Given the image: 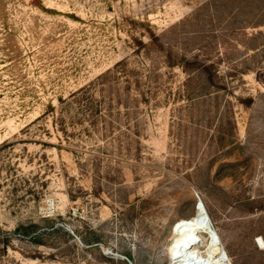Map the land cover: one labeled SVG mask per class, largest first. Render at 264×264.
<instances>
[{"label":"rangeland","instance_id":"rangeland-1","mask_svg":"<svg viewBox=\"0 0 264 264\" xmlns=\"http://www.w3.org/2000/svg\"><path fill=\"white\" fill-rule=\"evenodd\" d=\"M189 224L264 264V0H0V264H177Z\"/></svg>","mask_w":264,"mask_h":264},{"label":"bare ground","instance_id":"bare-ground-1","mask_svg":"<svg viewBox=\"0 0 264 264\" xmlns=\"http://www.w3.org/2000/svg\"><path fill=\"white\" fill-rule=\"evenodd\" d=\"M183 228V227H181ZM177 233L170 248L171 261L177 264H227L225 256L218 255V252L213 251L210 256L203 255L201 246L205 245V240L202 239V232L198 226L186 225L184 230ZM211 238V237H210ZM211 249V248H210ZM221 254V253H220Z\"/></svg>","mask_w":264,"mask_h":264},{"label":"trees","instance_id":"trees-1","mask_svg":"<svg viewBox=\"0 0 264 264\" xmlns=\"http://www.w3.org/2000/svg\"><path fill=\"white\" fill-rule=\"evenodd\" d=\"M121 66V64H117L115 66V70H108L107 72H105L104 74H102V76H100L99 80L100 82H98V85H87L84 86L82 88H80L79 90H77L76 92L72 93L70 95V98H72V103L74 106H79L80 108H85V109H89L92 110L94 108L100 109V108H106L107 112H104L103 116L107 119L110 118L112 116L113 111H111L110 106V102L107 101L105 99V97H101L98 98L95 94V90L97 88V86L101 87L102 91H105V87L112 81L114 82H118L117 80V76L119 75V73L121 74L122 72L120 70H118V68ZM123 72H125L126 70H122ZM110 78V79H108ZM129 84V82L127 83ZM129 86H127L128 88ZM90 88H93L92 90ZM120 92V90H118ZM116 97H118L119 99L120 96L119 94H116ZM94 102H96L94 104ZM118 104H122L119 103ZM101 110V109H100ZM97 115L100 116L102 115V112H98L97 111ZM102 116V117H103ZM38 229V227L36 225H25V224H20L17 228L16 231H18L22 236H26V235H30L31 233V229ZM39 234H34V240H39Z\"/></svg>","mask_w":264,"mask_h":264},{"label":"water","instance_id":"water-1","mask_svg":"<svg viewBox=\"0 0 264 264\" xmlns=\"http://www.w3.org/2000/svg\"><path fill=\"white\" fill-rule=\"evenodd\" d=\"M197 207H203L204 208V204H203V201L201 199H200V202L198 203Z\"/></svg>","mask_w":264,"mask_h":264}]
</instances>
